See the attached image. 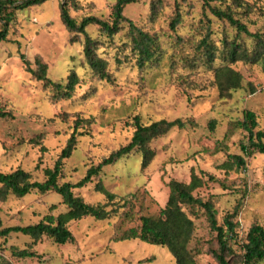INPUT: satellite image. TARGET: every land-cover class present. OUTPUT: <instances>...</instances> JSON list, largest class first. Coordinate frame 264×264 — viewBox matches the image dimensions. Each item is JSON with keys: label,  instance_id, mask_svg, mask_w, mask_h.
I'll use <instances>...</instances> for the list:
<instances>
[{"label": "rangeland", "instance_id": "rangeland-1", "mask_svg": "<svg viewBox=\"0 0 264 264\" xmlns=\"http://www.w3.org/2000/svg\"><path fill=\"white\" fill-rule=\"evenodd\" d=\"M115 1L75 0L70 14L77 20L84 16L106 19ZM243 1L251 10L245 13L234 8L236 17L249 31H264V0ZM231 3L232 0L209 1L210 6L221 8ZM59 4L60 0H46L16 12L7 40L0 43V109L12 114L11 118H0V171L20 167L31 173L33 179L43 180V169L53 166L72 131L76 114L92 118V122L88 133L78 136L72 155L63 160L59 183L77 182L91 165L126 144L133 132L134 115H139L144 124L181 118L192 119L197 126L173 128L153 139L150 148L154 158L145 169H141L140 154L103 168L98 179L108 191L122 199L135 194L129 208L134 215L132 221L125 220L120 213L105 220L86 217L71 222L69 229L74 242L60 245L42 237L33 247L39 256L25 259L12 256L10 247L26 248L31 239L13 233L5 242L0 239V264H175L165 247L137 239L114 240L138 225L139 216L158 215L168 197V183L171 180L186 183L191 172L217 178L218 182H206L194 194L214 201L218 223L238 207L234 220L238 223L240 240L252 224L264 226V153L254 152L246 157V167L239 172L225 174L217 169L227 154H241L240 140L244 133L232 129L231 123L242 118L243 110H252L258 129L264 128V59L256 64L230 63L241 74L242 85L226 97L219 95L213 82L214 68L225 64L218 55L225 47L224 42L237 39L251 49L253 40L237 34L228 22L215 18L202 0H142L124 9L127 18L159 40L158 57L142 71L134 65V59L120 67L115 63L119 53L131 57L129 49L122 48L127 41L126 29L110 42L97 26L87 27L88 34L100 41V55L109 60L114 80L107 83L93 78L84 64L83 35L72 41L74 34L60 20ZM152 4L157 11L151 17ZM178 12L181 20L173 31L169 23ZM206 32L217 47L218 56L211 64L198 53V42ZM21 54L32 68L34 58L41 56L48 65V77L56 82L64 83L67 73L74 69L80 78L74 96L52 100L51 91L25 71ZM211 120L215 121L213 130L209 127ZM226 133L225 148L221 149L220 142ZM33 139L41 143L34 144ZM98 179L75 189V195L90 204L103 203L104 195L94 189ZM51 205L56 206L54 215L66 211L61 197L54 192L33 191L21 198L10 195L0 202L3 226L37 223ZM192 218L195 231L188 248L195 263L218 264L212 255L217 242L206 218L202 214ZM233 249L230 264H242L239 245L234 244Z\"/></svg>", "mask_w": 264, "mask_h": 264}, {"label": "trees", "instance_id": "trees-1", "mask_svg": "<svg viewBox=\"0 0 264 264\" xmlns=\"http://www.w3.org/2000/svg\"><path fill=\"white\" fill-rule=\"evenodd\" d=\"M44 1L46 0H0V43L7 40L9 28L16 12L36 6ZM140 1L142 0H116L108 18L84 16L77 20L70 14V7L76 5L75 0H60V20L68 32L74 34L72 41H75V36L83 35V61L92 72L93 78L107 83H112L114 80L112 73L109 71V60L99 53L100 41L87 32L89 26H97L100 34L104 35L110 42L117 34L126 29L127 41L122 48L129 49L131 57H128L126 53H119L114 58L117 67L134 59V65L139 71H142L158 57L160 49L158 37L136 25L124 15L126 6ZM202 1L208 5L211 14L215 18L228 22L236 29L237 34H244L253 40L251 49L237 39L229 42L225 41L223 51L218 54L225 64L214 68L213 82L218 88L219 95L226 97L230 91L240 89L242 85L241 74L231 68L229 64L236 61L256 64L264 59V31L251 32L247 25L236 17L234 8L245 13L251 10V6L243 0H232V3L224 8L210 6L209 1L211 0ZM156 11L157 6L152 4L150 16H154ZM180 20L181 16L178 12L169 23L170 29L175 31ZM177 37L180 39L179 36ZM197 46L198 53L205 62L211 64L218 56L217 47L210 41L209 32L204 33ZM20 59L25 71L30 73L34 80L42 82L44 89L51 91L52 100L70 99L74 96L76 87L80 83V78L74 69H70L67 73L64 83L56 82L48 77V65L42 60L41 56L34 58V68L30 66V62L26 60L24 54L20 55ZM5 117L11 118L12 114L9 111L6 112L0 109V118ZM91 122L92 118H83L78 114L74 116L72 131L56 161L52 167L43 169V180L33 179L31 173L20 167L9 172L0 171V202L6 201L10 195L21 198L33 191L40 194L54 192L61 197V203L66 208V211L54 215L52 212L56 209V206L51 205L49 212L37 223L25 226L4 227L0 216V239H3L4 242L13 233L22 234L31 239V243L26 248L10 247L12 256L23 259L38 257L39 255L33 250V247L42 237H47L60 245L74 242L69 224L86 217L105 220L121 213L125 220L132 221L134 215L129 208H131L130 200L134 199L135 194L131 193L128 195L129 198L122 199L108 191L102 180L98 179L101 177L103 168L115 164L124 157L140 154L141 169H145L154 158V151L150 148V142L153 139L173 128L185 129L197 126L194 120L181 118L174 120L161 119L144 124L139 115H134L131 122L133 132L126 144L102 157L97 164L91 165L86 170L85 175L77 182L59 183L63 172V160L72 155L77 145L78 136L88 133ZM258 125L256 114L252 110H243L242 118L231 123L232 129L241 130L244 133L243 138L240 140L241 154H227L226 160L217 165V169L224 171L225 174L239 172L246 167V157L254 152L264 153V128L258 129ZM86 126L87 130L85 129ZM214 126L215 121L211 120L209 122L210 129L213 130ZM227 138L226 133L220 142L221 149L225 148L224 143ZM32 142L34 144L41 143L37 139H33ZM200 173L198 175L191 172L189 181L186 183L171 180L168 183L169 192L166 203L158 215L139 216V224L128 228L114 241L137 239L150 245L165 247L173 256L175 264H196L194 255L188 245L195 231L192 216L202 214L206 218L209 230L214 233L217 242V248L212 251V255L218 264H230V256H234V244L239 245L242 264L264 262V226L258 223L252 224L240 240L237 232L238 223L234 220L237 216L238 207L232 213H228L223 218L222 223H218L214 201L211 198L203 199L201 196L194 194L206 182H218V180L211 174ZM205 176L206 179H204ZM94 178L98 179L94 189L104 195V202L101 204L87 203L81 196L74 193L75 189L85 187ZM186 209H189V211L187 212Z\"/></svg>", "mask_w": 264, "mask_h": 264}]
</instances>
